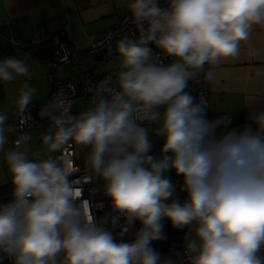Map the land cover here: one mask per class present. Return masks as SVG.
<instances>
[{
	"label": "clouds",
	"instance_id": "obj_1",
	"mask_svg": "<svg viewBox=\"0 0 264 264\" xmlns=\"http://www.w3.org/2000/svg\"><path fill=\"white\" fill-rule=\"evenodd\" d=\"M127 7L138 36L116 41L113 71L86 110L73 114L62 93L40 109L50 127L31 153L32 135L21 129L9 145L13 110L30 121V65L0 61V82L27 78L0 109V154L13 185V199L0 205V264H264V112L225 130L231 121L209 120L207 102L187 91L213 80L206 65L238 58L242 42L264 29V0ZM257 94L264 97V84ZM150 132L163 140L159 155ZM82 148L88 182H104L110 219L97 221L80 181L70 179ZM171 172L182 178L183 200ZM165 221L183 231V248L162 258L152 242L168 239Z\"/></svg>",
	"mask_w": 264,
	"mask_h": 264
},
{
	"label": "crops",
	"instance_id": "obj_2",
	"mask_svg": "<svg viewBox=\"0 0 264 264\" xmlns=\"http://www.w3.org/2000/svg\"><path fill=\"white\" fill-rule=\"evenodd\" d=\"M128 2L129 0H0V61L14 56L25 59L30 65L32 77L29 82L37 89L30 106L35 107L34 113L41 122L46 124L48 121L47 118L41 119L38 113L47 105L55 80L70 79L73 83H80L85 73L97 75L107 70L99 56L87 53L89 35L115 24L119 17L128 12ZM61 31L78 51L81 58L79 63L52 67L47 60H39L30 54L33 47L28 48L26 44L52 45ZM10 35L24 43L22 49H14L9 42ZM253 50H257L258 54L253 55ZM208 69L214 74L213 80L189 87L187 91L192 94L199 89L208 91L209 113L213 116L222 113L231 120L225 130L236 127L243 129L251 122L254 114L264 112V97L257 94L264 84V29L257 28L250 41L242 42L238 58L222 61L217 66L207 65ZM25 79L27 78L18 77L14 82H0V109L8 104L9 95ZM71 111L75 114L72 107ZM16 119L17 115L13 110L9 123L14 124ZM47 129L44 126L30 131L32 142L28 146L29 153L39 146L40 136ZM156 146L160 145L153 144V147ZM7 181L10 182V178Z\"/></svg>",
	"mask_w": 264,
	"mask_h": 264
},
{
	"label": "built area",
	"instance_id": "obj_3",
	"mask_svg": "<svg viewBox=\"0 0 264 264\" xmlns=\"http://www.w3.org/2000/svg\"><path fill=\"white\" fill-rule=\"evenodd\" d=\"M161 5L164 6L166 4V0H160ZM138 29L136 24L134 23L131 11L128 10L126 14L119 17L117 22L109 27L104 28L103 30L92 33L89 35L88 45L86 51L91 56H99L101 58L102 63L107 66V70L101 74H88L85 73L80 83H73L70 79H58L55 80L52 85V91L49 95L46 104L48 105L53 98L58 94H63L64 97L71 101V107L74 101L79 97H85L90 104V100L94 95L95 89L97 88L100 81H102L107 75H109L113 69L110 68V65H114L116 62V53H115V43L122 36L127 35L131 38H135L138 36ZM9 42L14 47V49H22L24 43L17 37L10 35ZM28 48L37 46L38 44L29 43L26 44ZM52 67H56L59 64H71V63H79L81 58L79 56L78 51L73 47V45L65 38L64 32H60L52 43L51 50L49 52L48 58L46 59ZM165 63L169 62L168 60L164 61ZM207 70V65H206ZM203 77V74H201ZM203 82V78H201ZM197 97V100L203 99L208 104L207 110V118L209 120L219 119L220 117H225L228 120L230 118L222 113H219L215 116L209 113V99H208V91L205 89H199L194 92ZM33 106H30V121L28 125H24L21 118L17 116L16 122L13 124L17 126V132L9 135L10 144L17 139L20 129L24 132L30 133L33 129L43 128L46 126L50 127V121L48 120L45 123L41 122L34 113ZM231 121V120H230ZM231 123V122H230ZM229 123V124H230ZM228 124V125H229ZM238 128V127H236ZM161 146L153 147L152 154L159 155ZM81 153H77V157L74 159V165L77 168V171L72 174L70 179L79 180L80 184L78 187L82 188V197L81 199L89 201L92 206V214L100 221L105 218H109L112 214L111 200L104 194L103 190V180H98L96 182H88L86 175V165H82V155L86 157L87 150L86 148L80 149ZM82 154V155H81ZM54 155H59V153H55ZM73 155V153H66L65 157ZM175 176V183L177 187H180L182 183V178ZM13 199L12 192L6 195H0V205L10 202ZM123 221H121L122 223ZM111 228V224L107 225ZM137 229L140 227L139 222L136 225ZM119 229L117 228L114 234L118 233ZM165 231L167 233L168 239H180L183 241V231L174 229L165 221ZM133 235L130 232L125 238V242H131L133 239ZM117 240L119 242L120 238L117 236ZM183 248V243L179 246L172 247L164 252H160L161 257H169L174 256L175 251H180ZM175 258V257H174ZM2 264H12V262L8 259H5Z\"/></svg>",
	"mask_w": 264,
	"mask_h": 264
},
{
	"label": "rangeland",
	"instance_id": "obj_4",
	"mask_svg": "<svg viewBox=\"0 0 264 264\" xmlns=\"http://www.w3.org/2000/svg\"><path fill=\"white\" fill-rule=\"evenodd\" d=\"M89 106H90L89 101L86 98H79L75 101L74 105L72 106V110L75 114H79L80 112L86 110ZM149 135H150V139L152 140L153 144H158L162 146L161 145L163 143L162 138L156 137L151 132ZM79 153H81V151H79ZM82 157H83L82 165H86L85 164L86 157H84V155H82ZM169 175L171 176V179L175 183V176L173 175V172L169 173ZM7 178H10V177L7 174V169L3 163V158H0V187L3 186L6 182H8ZM179 189L180 187H177V195L183 200L186 194L181 192ZM181 243H183V241H181L180 239H167L163 241H153L152 246L160 253L172 247L179 246Z\"/></svg>",
	"mask_w": 264,
	"mask_h": 264
},
{
	"label": "water",
	"instance_id": "obj_5",
	"mask_svg": "<svg viewBox=\"0 0 264 264\" xmlns=\"http://www.w3.org/2000/svg\"><path fill=\"white\" fill-rule=\"evenodd\" d=\"M51 47L52 45L50 43L41 46H34L30 50V54L39 60L45 61L48 58Z\"/></svg>",
	"mask_w": 264,
	"mask_h": 264
},
{
	"label": "trees",
	"instance_id": "obj_6",
	"mask_svg": "<svg viewBox=\"0 0 264 264\" xmlns=\"http://www.w3.org/2000/svg\"><path fill=\"white\" fill-rule=\"evenodd\" d=\"M201 83H203L202 79H200L199 81H192V82H190L189 87H194V86H197ZM11 192H13V185L11 184V181L0 187V195H6V194H9Z\"/></svg>",
	"mask_w": 264,
	"mask_h": 264
}]
</instances>
